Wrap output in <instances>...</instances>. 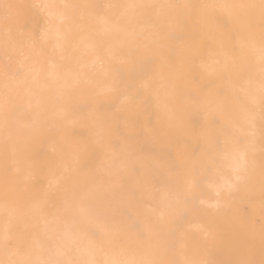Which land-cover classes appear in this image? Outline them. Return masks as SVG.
<instances>
[{
    "label": "snow or ice",
    "instance_id": "snow-or-ice-1",
    "mask_svg": "<svg viewBox=\"0 0 264 264\" xmlns=\"http://www.w3.org/2000/svg\"><path fill=\"white\" fill-rule=\"evenodd\" d=\"M0 13V264H264V0Z\"/></svg>",
    "mask_w": 264,
    "mask_h": 264
},
{
    "label": "bare ground",
    "instance_id": "bare-ground-1",
    "mask_svg": "<svg viewBox=\"0 0 264 264\" xmlns=\"http://www.w3.org/2000/svg\"><path fill=\"white\" fill-rule=\"evenodd\" d=\"M0 2H7V3H14V4H31L36 2V0H0ZM55 2L60 3L64 2V0H55ZM70 3H95V4H106V3H128V2H135V3H171V4H181V3H211L215 2V0H67ZM225 2H250V0H225ZM258 2V0H257ZM2 16V13H0ZM3 31V21L0 19V33ZM51 43H54L51 42ZM0 87H2V75H0ZM198 121V118H196ZM190 150L191 151H199V145L195 143V141H189ZM260 147L261 141L259 139V135L256 138V145L255 149L257 152V159L260 158ZM98 159V158H97ZM215 177L209 176L208 179L212 180ZM0 204H2V179H0ZM245 214H251L252 210L245 207L242 210ZM257 222H259V216H256ZM5 221V215L3 213L2 207H0V240L3 238V226ZM187 254L178 252L173 258L178 262L186 258ZM220 258V257H218Z\"/></svg>",
    "mask_w": 264,
    "mask_h": 264
}]
</instances>
